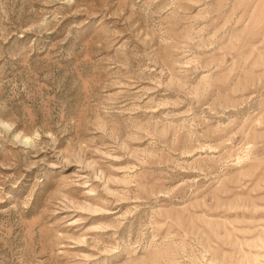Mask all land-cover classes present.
<instances>
[{
    "label": "rangeland",
    "instance_id": "1",
    "mask_svg": "<svg viewBox=\"0 0 264 264\" xmlns=\"http://www.w3.org/2000/svg\"><path fill=\"white\" fill-rule=\"evenodd\" d=\"M0 264H264V0H0Z\"/></svg>",
    "mask_w": 264,
    "mask_h": 264
}]
</instances>
